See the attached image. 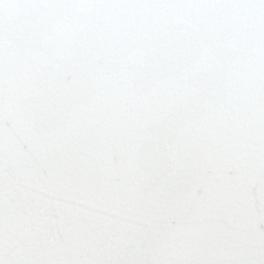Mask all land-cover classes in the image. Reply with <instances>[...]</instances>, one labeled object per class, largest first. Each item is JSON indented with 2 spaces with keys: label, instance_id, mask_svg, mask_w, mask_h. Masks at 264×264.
Segmentation results:
<instances>
[{
  "label": "snow or ice",
  "instance_id": "obj_1",
  "mask_svg": "<svg viewBox=\"0 0 264 264\" xmlns=\"http://www.w3.org/2000/svg\"><path fill=\"white\" fill-rule=\"evenodd\" d=\"M0 264H264V0H0Z\"/></svg>",
  "mask_w": 264,
  "mask_h": 264
}]
</instances>
